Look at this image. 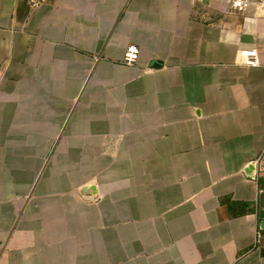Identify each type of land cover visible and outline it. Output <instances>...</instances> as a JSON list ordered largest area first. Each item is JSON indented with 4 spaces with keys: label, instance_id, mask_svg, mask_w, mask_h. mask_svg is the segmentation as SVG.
<instances>
[{
    "label": "crops",
    "instance_id": "crops-1",
    "mask_svg": "<svg viewBox=\"0 0 264 264\" xmlns=\"http://www.w3.org/2000/svg\"><path fill=\"white\" fill-rule=\"evenodd\" d=\"M39 1L0 0V264H264L262 0Z\"/></svg>",
    "mask_w": 264,
    "mask_h": 264
},
{
    "label": "built area",
    "instance_id": "built-area-1",
    "mask_svg": "<svg viewBox=\"0 0 264 264\" xmlns=\"http://www.w3.org/2000/svg\"><path fill=\"white\" fill-rule=\"evenodd\" d=\"M33 4H39V0H32ZM253 0H230L229 9L236 13L246 12L252 5ZM259 4L264 7V0L259 1ZM124 57L126 65H135L140 55V48L137 45H130L127 47ZM260 235H258V240Z\"/></svg>",
    "mask_w": 264,
    "mask_h": 264
},
{
    "label": "water",
    "instance_id": "water-1",
    "mask_svg": "<svg viewBox=\"0 0 264 264\" xmlns=\"http://www.w3.org/2000/svg\"><path fill=\"white\" fill-rule=\"evenodd\" d=\"M157 66V65H156Z\"/></svg>",
    "mask_w": 264,
    "mask_h": 264
}]
</instances>
